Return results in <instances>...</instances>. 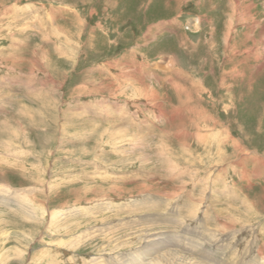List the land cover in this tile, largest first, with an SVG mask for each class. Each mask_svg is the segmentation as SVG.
<instances>
[{
    "label": "rangeland",
    "instance_id": "1",
    "mask_svg": "<svg viewBox=\"0 0 264 264\" xmlns=\"http://www.w3.org/2000/svg\"><path fill=\"white\" fill-rule=\"evenodd\" d=\"M0 264H264V0H0Z\"/></svg>",
    "mask_w": 264,
    "mask_h": 264
},
{
    "label": "bare ground",
    "instance_id": "2",
    "mask_svg": "<svg viewBox=\"0 0 264 264\" xmlns=\"http://www.w3.org/2000/svg\"><path fill=\"white\" fill-rule=\"evenodd\" d=\"M202 86V85H201ZM197 89V88H196ZM5 135V134H4ZM263 158V157H262Z\"/></svg>",
    "mask_w": 264,
    "mask_h": 264
}]
</instances>
